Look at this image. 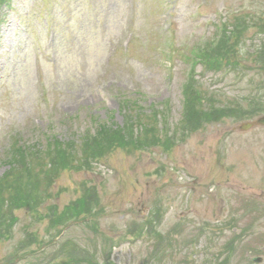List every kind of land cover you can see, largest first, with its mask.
<instances>
[{
  "label": "rangeland",
  "instance_id": "rangeland-1",
  "mask_svg": "<svg viewBox=\"0 0 264 264\" xmlns=\"http://www.w3.org/2000/svg\"><path fill=\"white\" fill-rule=\"evenodd\" d=\"M248 14L264 21V0H5L0 177L15 142L33 152L54 139L79 145L102 124L122 126L124 102L133 113L135 103L164 113L161 127L177 140L61 173L42 209L16 212L0 264H78L77 249L91 258L98 246L111 264H264V127L239 129L260 116L207 124L184 142L176 134L192 76L212 105L248 108L247 84L264 80L250 59L233 69L244 70L242 81L205 73L197 58ZM255 32L244 56L261 39ZM71 207L86 213L51 227ZM157 210L155 234L142 238Z\"/></svg>",
  "mask_w": 264,
  "mask_h": 264
},
{
  "label": "trees",
  "instance_id": "trees-1",
  "mask_svg": "<svg viewBox=\"0 0 264 264\" xmlns=\"http://www.w3.org/2000/svg\"><path fill=\"white\" fill-rule=\"evenodd\" d=\"M5 4V0H0V8ZM242 14H240L241 16ZM256 32V39L249 40L253 45L250 46L249 54L244 56V47L248 42L247 35L250 30ZM205 52L197 55L205 73L219 74L223 72H237L242 77V81L246 77L244 70H233L240 68L245 59H250L258 72L264 73V21H257L250 14L247 17L240 18L232 24L231 27L226 25L222 29V35L219 37L217 44L212 43L205 46ZM253 66V67H254ZM247 84L248 89V108L232 107L228 105H212L213 98L206 97L203 94L202 84L195 77L188 85L184 86L183 92V114L182 118L176 126V134L179 132L183 136L184 142L188 135L199 132L202 127L207 124H213L223 119L249 120L255 116L264 114V80L259 83L254 78ZM257 82V83H256ZM246 96V97H247ZM124 102L126 115L122 126L102 124L99 131L92 133L91 131L82 137L79 145L76 142H62L58 139L51 140L47 144L44 151L35 150L28 146H21L15 142L11 147V155L9 161V170L0 177V242L9 241L13 237V228L18 223L16 212L21 209L30 210L32 212L39 211L43 208L46 199L50 196L49 191L57 177L66 171H85L92 169L94 163L103 161L114 151L123 150L124 152L146 151L160 146L170 147L171 142L177 140L175 136H169V132L161 127V121L165 122L164 116L160 112L152 111L143 114L137 108L133 113L130 103ZM165 125V124H164ZM178 130V131H177ZM164 136L165 140H162ZM39 149V148H38ZM94 202L91 198L87 204L90 206ZM81 207L82 200L78 201ZM95 203V202H94ZM55 207V206H54ZM71 211H70V210ZM67 208V210L59 216V220L52 223L51 227H58L65 222L67 224L74 218H80V215L86 213L85 208L77 211L75 208ZM92 212V207L90 206ZM153 215L150 212L149 216ZM160 213L154 220H146L142 227V238L152 237L155 234L157 222ZM87 217V216H85ZM158 236V234H157ZM24 249L26 246H20ZM97 250L95 255L87 258L82 252L76 250L78 264H111V256L107 257L103 254L100 258V251ZM163 250H165L162 247ZM160 255V246L156 249L152 261ZM230 262V260H229ZM228 263V261H227Z\"/></svg>",
  "mask_w": 264,
  "mask_h": 264
},
{
  "label": "water",
  "instance_id": "water-1",
  "mask_svg": "<svg viewBox=\"0 0 264 264\" xmlns=\"http://www.w3.org/2000/svg\"><path fill=\"white\" fill-rule=\"evenodd\" d=\"M256 126H263L264 127V116L259 118L258 120H256L255 122L253 123H250V124H245L241 127V130L242 131H247L253 127H256Z\"/></svg>",
  "mask_w": 264,
  "mask_h": 264
}]
</instances>
